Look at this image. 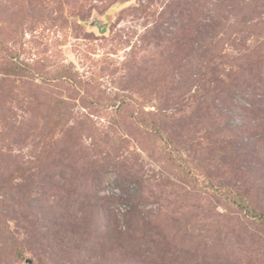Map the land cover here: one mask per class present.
Instances as JSON below:
<instances>
[{
    "label": "rangeland",
    "instance_id": "374dc122",
    "mask_svg": "<svg viewBox=\"0 0 264 264\" xmlns=\"http://www.w3.org/2000/svg\"><path fill=\"white\" fill-rule=\"evenodd\" d=\"M0 264H264V0H0Z\"/></svg>",
    "mask_w": 264,
    "mask_h": 264
}]
</instances>
